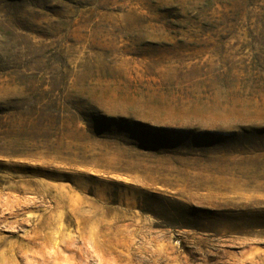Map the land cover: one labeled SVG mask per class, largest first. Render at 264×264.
<instances>
[{"label": "rangeland", "instance_id": "obj_1", "mask_svg": "<svg viewBox=\"0 0 264 264\" xmlns=\"http://www.w3.org/2000/svg\"><path fill=\"white\" fill-rule=\"evenodd\" d=\"M0 264H264V0H0Z\"/></svg>", "mask_w": 264, "mask_h": 264}]
</instances>
